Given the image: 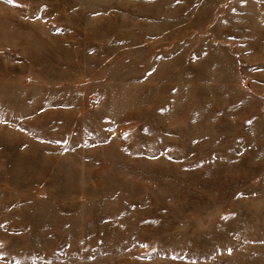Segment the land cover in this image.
I'll return each mask as SVG.
<instances>
[{"label": "rangeland", "instance_id": "1", "mask_svg": "<svg viewBox=\"0 0 264 264\" xmlns=\"http://www.w3.org/2000/svg\"><path fill=\"white\" fill-rule=\"evenodd\" d=\"M0 264H264V0H0Z\"/></svg>", "mask_w": 264, "mask_h": 264}]
</instances>
